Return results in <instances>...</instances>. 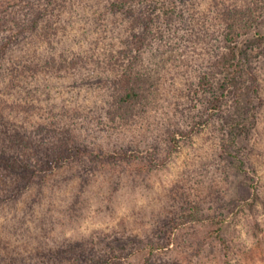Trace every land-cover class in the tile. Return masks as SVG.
<instances>
[{
    "label": "rangeland",
    "instance_id": "374dc122",
    "mask_svg": "<svg viewBox=\"0 0 264 264\" xmlns=\"http://www.w3.org/2000/svg\"><path fill=\"white\" fill-rule=\"evenodd\" d=\"M71 1L74 19L66 25L78 30L82 4L92 0H66L65 5ZM180 1L178 10L183 12L170 30L175 51H169L170 60L154 74L155 102L146 103V112L137 107L126 119L111 121L101 93L89 99L73 93L82 106L96 101L94 113L103 115V123L91 125L95 129L91 140L100 136L97 141L108 150L120 142L142 147L141 155L148 161L154 151L158 160L166 158L163 165L142 173L138 167L144 160L96 165L86 158L49 177L46 186L36 184L21 197L0 201V264H81L112 246L125 248L124 258L116 264H264V45L249 48L253 55H261L255 60L262 77L257 123L227 155L224 123L230 107L209 125L205 111L209 94L194 93L217 44L211 38L217 35L216 3L225 0ZM204 30L210 33L205 39L200 37ZM254 34L243 36L242 42L247 45ZM59 88L52 90V98L40 94L43 112L51 113L55 101L73 104L67 100L68 91L61 93ZM167 127L196 131L181 137L169 155ZM242 159L246 171L240 167ZM76 169L82 177L72 175ZM193 203L199 205L202 221L184 222L179 215ZM222 216V238L213 237V219ZM152 246H158L154 254ZM67 247L77 248L79 255L73 260L55 256L58 248Z\"/></svg>",
    "mask_w": 264,
    "mask_h": 264
},
{
    "label": "trees",
    "instance_id": "16d2710c",
    "mask_svg": "<svg viewBox=\"0 0 264 264\" xmlns=\"http://www.w3.org/2000/svg\"><path fill=\"white\" fill-rule=\"evenodd\" d=\"M65 2L0 0V201L21 197L36 184L42 188L50 183L49 177L86 158L100 164L144 160L138 167L142 173L162 166L166 159L158 160L159 155L152 151L148 161L141 155L144 148L125 147L122 142L108 150L97 141L100 136L93 142L91 132L95 129L91 125L96 121L103 123V115L94 113L96 101L94 105L82 106L75 102L80 98L75 100L73 93L86 99L101 93L107 105L106 117L111 121L126 119L137 107L139 112H146V103H152L157 92L154 74L170 60L169 51H175L170 30L183 12L178 10L181 1L92 0L82 4V27L78 30L66 25L74 18L68 7L73 1L68 5ZM215 14L217 35L214 32L211 38L217 44L209 70L201 73L194 93L209 94L205 102L209 125L223 118L230 107L223 146L230 155L244 133L257 123L255 110L262 103V77L255 65L261 55H253L249 48L256 43L264 45V0L219 1ZM251 32L255 34L245 45L241 39ZM208 35L204 30L200 37L205 39ZM155 65L157 69L153 68ZM58 86L59 92L68 91L67 100L73 104L55 101L51 113L43 112L40 94L47 93L52 98V90ZM48 98L47 107L51 105ZM230 99L233 103L229 105ZM57 106L61 108L58 111ZM37 113L42 114L41 118ZM166 129L169 155L181 137L196 131ZM244 165L246 160L242 159L240 167L246 171ZM82 173L76 169L72 175L82 177ZM256 197H260L258 193ZM187 208L182 210L180 219L202 221L198 204ZM213 221L216 227L210 235L222 238L225 219L222 216ZM157 247L152 246V254ZM124 249L112 246L81 264H116L124 258ZM77 251L67 247L54 253L73 260L79 255Z\"/></svg>",
    "mask_w": 264,
    "mask_h": 264
}]
</instances>
